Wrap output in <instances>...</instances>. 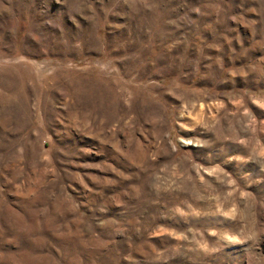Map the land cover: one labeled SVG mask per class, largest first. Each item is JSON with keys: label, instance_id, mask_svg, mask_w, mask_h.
<instances>
[{"label": "rangeland", "instance_id": "obj_1", "mask_svg": "<svg viewBox=\"0 0 264 264\" xmlns=\"http://www.w3.org/2000/svg\"><path fill=\"white\" fill-rule=\"evenodd\" d=\"M0 264H264V0H0Z\"/></svg>", "mask_w": 264, "mask_h": 264}]
</instances>
